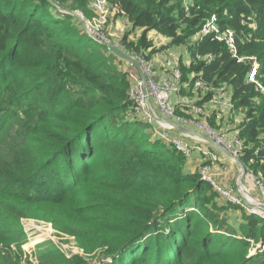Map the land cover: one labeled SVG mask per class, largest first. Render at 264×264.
Returning <instances> with one entry per match:
<instances>
[{"label": "trees", "instance_id": "trees-1", "mask_svg": "<svg viewBox=\"0 0 264 264\" xmlns=\"http://www.w3.org/2000/svg\"><path fill=\"white\" fill-rule=\"evenodd\" d=\"M51 1L0 0V243L21 240V220L32 219L74 237L84 252L67 259L51 250L42 264H91L95 256L99 264H264V219L222 200L131 116L130 83L114 59L126 62L58 9L92 19V0ZM108 1L131 32L143 31L123 37L131 53H157L156 32L169 48L189 46L193 58L214 56L181 64L183 94L194 98L199 79L229 86L247 118L241 163L264 179V93L214 36L192 44L217 14L236 32L239 55L262 64L264 87V0H196L190 12L183 0ZM12 124L20 129L7 134ZM0 264L18 263L0 253Z\"/></svg>", "mask_w": 264, "mask_h": 264}, {"label": "built area", "instance_id": "built-area-1", "mask_svg": "<svg viewBox=\"0 0 264 264\" xmlns=\"http://www.w3.org/2000/svg\"><path fill=\"white\" fill-rule=\"evenodd\" d=\"M196 4V0H183V8L187 12H190L192 8L196 7ZM89 9L95 12V17L92 19H88L83 13L77 12L86 24V33L90 37H96L102 41H109L103 31L100 32L98 28L107 26L108 21H113L119 14L125 17L124 13L120 11L117 6L110 5L108 0H92L89 4ZM60 11L63 14H69L68 11ZM208 35L214 36L218 42L224 44L231 52L232 57L239 63L248 64V81L257 84L264 93V87L258 81V72L262 64H260L255 57H241L239 55L236 32L230 28H223L219 23L217 14H212L210 17L203 20L201 30L198 35H195L193 38L192 44H198ZM116 45L139 62L143 74L142 76L134 64L125 61L127 67L125 73L130 83L128 95L132 104L131 116L147 126H154L155 136L167 146L183 155L186 161L191 160L196 153L201 154L204 162L196 170L201 181L211 185L225 202L239 206L247 213L257 214L264 219V209L257 207L260 202L264 203V179L261 172L259 171L256 177L253 178L255 185L259 188L261 193L260 201L255 199L248 189H246L243 194L239 189V181L235 182L233 186H225L218 181L214 169L215 166L221 162V156L208 147L210 144L209 142L200 136L184 133L178 135L176 131V126L194 129L201 136H205L220 145L230 155L231 161L240 166L238 161L241 162L244 148V144L240 139L241 126L247 122V118L243 110L236 108L235 102L233 101V92L232 90L230 92L229 86L223 85L215 88L213 84L199 79L193 82L195 97H184L183 90L188 89L189 83L183 81L180 55H177L171 50H167L168 57L163 65V74L158 77L155 63L152 60L150 61L146 55L133 54L128 51L125 46L119 43ZM184 49L189 56V63H212L214 61V56L212 54L202 55L198 53L193 58L189 46H185ZM157 56H159V54H157ZM206 98H210L207 104H210V106L214 108L225 110L230 119L236 120L238 117H241L239 113L241 115L244 114V117H241L239 125L237 127L235 125L236 132L232 139L227 133L217 130L211 125L210 117L212 109H210L207 104L202 105L199 103V101H203ZM251 164H254V161H252ZM247 196L255 199L256 204L249 201ZM41 223L50 225L54 229L52 224L46 222ZM66 237L75 240L74 237L69 235H66ZM15 247L16 246L12 248L16 249ZM78 249L80 255L84 256V252L79 246ZM7 250V248H0L3 255L7 254ZM29 254L31 256L30 260L25 261L23 258L19 261L20 264H40L39 259L34 256L32 252H29Z\"/></svg>", "mask_w": 264, "mask_h": 264}, {"label": "rangeland", "instance_id": "rangeland-1", "mask_svg": "<svg viewBox=\"0 0 264 264\" xmlns=\"http://www.w3.org/2000/svg\"><path fill=\"white\" fill-rule=\"evenodd\" d=\"M58 9L64 11V9L59 7V6H58ZM65 11H67V10H65ZM76 11L77 10L75 9L74 12H72V11H68V12H69V14L72 15V13H77ZM80 13L82 14L83 12L80 11ZM83 14H85V13H83ZM84 16L86 17L87 15L85 14ZM122 17L124 18V20L122 19ZM116 21H121V22H123V24H125L126 22H128V19L119 14L118 16H116L114 18L113 21H111V20L108 21L107 26H105V27L103 26L102 28H98V30L100 32L103 31V33L105 34L106 38L109 41L114 42L116 44L117 43L121 44L122 39L127 32L124 31V28L122 25L117 27ZM127 28L129 30H131V28H132V25L129 22H128ZM121 34H123V36H121ZM118 36H121L122 38L118 37ZM151 38H152L151 41L153 42L154 38L153 37H151ZM129 40L132 41L133 39L130 38ZM154 42H156V45H157L156 48L158 49L157 50L158 54H163L169 48V46L167 47L166 45H161L157 41H154ZM169 50H170V48H169ZM172 51L173 52L177 51L180 53H186L184 47H173ZM157 53H155V54L149 53L147 58L150 61L151 60L153 61V57L157 56ZM114 63L117 65V67L121 71L122 70L125 71V69L127 68L126 64H124L120 61H117L116 59H114ZM19 129L20 128L18 125L12 124V125L8 126L6 133L7 134H13V133H15V131H18ZM148 129H149V132L155 136V134H154L155 127L154 126H148ZM243 167H244L243 172H242L241 168L238 167L239 175L237 176L236 181H234V182H237V181L241 182L239 189L241 190L242 193L246 189H248L250 191L251 195L255 199L260 200L261 199L260 198V194H261L260 190L255 185V183L253 181V178H255L257 175L255 173L254 168H251L250 166L246 168L244 165H243ZM229 177H231V176L229 175ZM249 200H251V198H249ZM254 204H256V203H254ZM20 228L24 231L23 236L20 237L21 240L11 242L8 244L0 243V248H7L8 249L7 254L4 256L9 255L12 258V261L14 263L20 264L19 261L23 258L25 261H29L30 257H31L29 252H32L34 254V256H36L39 259L40 264H42V259H41L42 254H44L45 252L51 251V250H53L54 253L61 255L67 259H70V258H73L76 256H81L79 253V249H78L76 241L72 238L66 237V234L64 235V233H60V232L54 230L50 225H47V224H44V223H41L38 221L24 220L23 219V220H21ZM12 245L16 246L15 247L16 249L12 248V247H14ZM0 253H1V251H0ZM13 254H16V255H13ZM89 260H91V264H99V259H97L96 256L94 258H89Z\"/></svg>", "mask_w": 264, "mask_h": 264}, {"label": "crops", "instance_id": "crops-1", "mask_svg": "<svg viewBox=\"0 0 264 264\" xmlns=\"http://www.w3.org/2000/svg\"><path fill=\"white\" fill-rule=\"evenodd\" d=\"M122 19L124 20V18L122 17ZM117 22V27L119 26H123L124 31L128 32L130 34V38L135 40L138 39L141 34L143 33L142 30H136L131 32L128 28V22H126L125 24H123V22L121 21H116ZM126 25V26H125ZM139 33V34H138ZM150 39H152L151 37L154 38V41L159 42L161 45H167L168 44V39L157 34L156 32H152L149 34ZM121 36H123V34H121ZM118 36V37H121ZM122 38V37H121ZM119 39V38H118ZM153 41V42H154ZM156 44V42H154ZM173 48V47H172ZM172 48H170V50L172 51ZM169 50V49H168ZM186 52V51H185ZM177 55H180V60L182 61L183 64H188L190 59L189 56L186 53H180V52H175ZM168 57V53L167 51H165L163 54H159V56H154L153 57V62L156 65V74L158 75V77H160L163 74V65L164 62L166 60V58ZM231 92V89H230ZM184 97H188L187 95H184ZM207 104V102H206ZM207 106L212 109L211 111V117H210V122L211 125L213 127H215L217 130H220L222 132H225L229 135V137L232 139L235 135L236 129H235V125L236 127L239 125V122L241 121V117H244V114L241 115L239 113V115L241 117H238V119H230L227 112L223 109H217L214 108L212 106H210V104H207ZM214 124V125H213ZM191 131L196 132L194 129H189ZM178 135H181L180 132L177 131ZM215 153H219L221 156V162L218 163L215 166V173H216V177L217 179L220 181V183L222 185L225 186H233L235 185L236 178L239 175V170L238 167L241 168L240 166L234 164L231 159L230 156L222 151H220L219 149H217L215 146H213L212 144H209V146ZM204 162L203 156L199 153H196L194 155V157L187 161V165L186 168L191 171L194 172L197 170V168ZM229 175L231 177H229ZM223 182V183H222ZM231 218L234 220H237V222L241 221V214L239 212H233L231 213Z\"/></svg>", "mask_w": 264, "mask_h": 264}, {"label": "water", "instance_id": "water-1", "mask_svg": "<svg viewBox=\"0 0 264 264\" xmlns=\"http://www.w3.org/2000/svg\"><path fill=\"white\" fill-rule=\"evenodd\" d=\"M50 2L54 5V3L50 0ZM73 16H75L76 18H78L84 29L86 30V24L84 22V20L82 19V17L78 14V13H72ZM96 42H98L99 44L105 46L112 54H114L116 57L126 61V62H129V63H132L134 64L137 69L139 70V72L141 73V75L143 76L142 74V71H141V67H140V64L138 61H136L133 57H131L129 54H127L126 52H124L122 49H120L114 42H111V41H102V40H99L98 38L96 37H92ZM176 131L180 132V133H184V134H188V135H194V136H200L202 137L203 139H205L207 142H209L210 144L214 145L217 149H219L220 151L228 154L220 145L216 144L214 141H212L211 139L205 137V136H201L200 134H198L197 132H194V131H191L187 128H184V127H180V126H176ZM229 155V154H228ZM230 156V155H229ZM238 164L240 165L241 167V170L242 172L244 171V167L242 165V163L240 161H238ZM240 182V181H239ZM241 183V182H240ZM261 209H264V203L263 202H260L259 203V206H257Z\"/></svg>", "mask_w": 264, "mask_h": 264}, {"label": "bare ground", "instance_id": "bare-ground-1", "mask_svg": "<svg viewBox=\"0 0 264 264\" xmlns=\"http://www.w3.org/2000/svg\"><path fill=\"white\" fill-rule=\"evenodd\" d=\"M249 198H251L250 196H247V199L249 200ZM249 201H251V202H254L255 203V201L256 200H254L253 198H251V200H249Z\"/></svg>", "mask_w": 264, "mask_h": 264}]
</instances>
